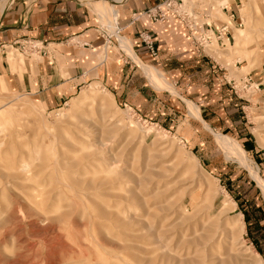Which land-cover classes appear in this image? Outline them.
Segmentation results:
<instances>
[{
	"label": "rangeland",
	"instance_id": "obj_1",
	"mask_svg": "<svg viewBox=\"0 0 264 264\" xmlns=\"http://www.w3.org/2000/svg\"><path fill=\"white\" fill-rule=\"evenodd\" d=\"M13 1L0 2V20ZM78 1L158 99L137 112L93 81L47 107L0 79V264H264V0H181L195 35L230 27L228 41L210 36L202 63L184 70L188 85L207 84L211 66L225 77L208 92L182 87L175 64L152 67L166 82L157 85L95 0ZM120 1L98 3L116 11ZM172 39L170 49L185 48ZM31 46L3 48L12 74L36 59ZM199 104L211 111L204 122Z\"/></svg>",
	"mask_w": 264,
	"mask_h": 264
},
{
	"label": "crops",
	"instance_id": "obj_2",
	"mask_svg": "<svg viewBox=\"0 0 264 264\" xmlns=\"http://www.w3.org/2000/svg\"><path fill=\"white\" fill-rule=\"evenodd\" d=\"M162 1L123 0L114 5L116 11L112 7H107L106 11L102 10V21L105 20L109 24L108 28L113 29L110 34L114 36L122 34L128 37L133 52L130 53L135 59L131 58L146 69L144 71L148 76H151L148 68L155 67L163 70L168 65L175 64V71L179 74L182 87L195 88L204 85L207 92L211 90V85L226 87L225 77L222 79L215 76V72L211 71L214 70L213 66L206 72L210 78L207 84H204L203 80V82H196V85H188L184 82L185 78L192 76L184 74L187 64L192 61L198 65L202 63L203 57L194 49L188 48L189 36L185 25L172 13H167L166 19L161 23H151L143 17L134 19L135 15ZM232 6V3L226 2L220 9L226 14L231 26L234 24ZM91 11L88 5H83L78 0H29L27 2L14 0L0 20V79L2 82L5 85H15L17 91H24L35 102L47 107L59 106L81 85L93 81L111 91L118 100L123 102L122 105H130L137 112L140 106L154 105L158 98L154 96L145 78L140 75L142 71L130 59L123 57L111 35L103 33L100 27L94 25L96 20ZM202 14H205L204 10ZM202 14L201 16H204ZM107 18H110L112 22H109ZM192 23L195 24L194 21ZM223 27L229 34L230 27L225 23H220L218 28L209 31L214 33ZM198 31L204 30L198 29ZM141 32L152 34L155 40L156 57H151L140 44L138 35ZM173 37L178 38L185 48L170 49L167 42L173 40ZM117 38L122 40L121 47L127 53L129 48L126 40L122 37ZM111 39L113 42L110 41ZM25 40L38 43L40 48L35 52L36 59L29 57L24 59L20 76H18L16 72L11 73L6 54L2 50L6 46L13 47L16 43ZM72 42L74 43L69 45ZM105 42L107 45L110 43L116 49V53L108 51L103 58L96 55V51L104 47ZM137 59L146 65L149 64V67H143L139 61H136ZM8 61L13 63L11 58H8ZM137 69L141 72L138 73ZM143 76L148 79L146 75L143 74ZM153 80L157 85L166 83L163 77L161 81ZM203 94L192 98V101L195 99L197 102L205 101L207 97ZM207 106L200 104L198 106V115L202 122L204 120L201 118V113L203 112L204 116H209L211 113L209 109L204 110Z\"/></svg>",
	"mask_w": 264,
	"mask_h": 264
},
{
	"label": "built area",
	"instance_id": "obj_3",
	"mask_svg": "<svg viewBox=\"0 0 264 264\" xmlns=\"http://www.w3.org/2000/svg\"><path fill=\"white\" fill-rule=\"evenodd\" d=\"M167 13H172L175 17L180 19V21L185 25L186 31L188 32V36H189V43L196 48L195 51H197L198 49H202L204 46H206L211 39L210 36H212L216 41H221V40L228 41L227 38L228 34L225 31V27L221 28L218 31H215L214 33L209 30H204L198 33L197 35H195L192 19H190V17L181 9V0H163L162 2L154 5L153 7L146 9L145 11L135 15L134 19L143 17L151 23H161L166 19ZM209 33L211 35H209ZM138 39L140 44L147 51V53L153 58L156 57L155 40L152 34L149 32H141L138 35ZM28 43H36V42H33L31 40H25L22 42H18L15 45L22 47L24 45H27ZM36 44L38 48H36V46H31L30 48V49H34L35 52L38 51V49L40 48L39 44L38 43Z\"/></svg>",
	"mask_w": 264,
	"mask_h": 264
},
{
	"label": "bare ground",
	"instance_id": "obj_4",
	"mask_svg": "<svg viewBox=\"0 0 264 264\" xmlns=\"http://www.w3.org/2000/svg\"><path fill=\"white\" fill-rule=\"evenodd\" d=\"M2 0H0V2H1ZM101 1V0H100ZM116 1V0H115ZM7 2V1H6ZM99 2V0H95V2H92V3H89V2H87V3H89L90 5H94V6H96L98 9H101V10H103V11H106L107 10V8L105 7V5H103V4H107L106 2H100V3H98ZM118 3H120V2H118ZM107 13V12H106ZM114 13V12H113ZM115 14V13H114ZM113 17V16H112ZM109 21V20H108ZM104 22H105V20H104ZM109 25V24H108ZM114 28V27H113ZM112 28L110 27V30H111ZM113 30V29H112ZM111 30V31H112ZM130 56L133 58V59H135L134 58V56L130 53ZM136 61H138V60H136ZM140 63V62H139ZM144 67V66H143ZM149 67V66H148ZM146 68V67H145ZM144 70H146V69H144ZM148 72H149V74L152 76V78L154 77L155 79H160V74L157 72V71H155L154 69H152V68H148ZM224 139V138H223ZM222 139V140H223ZM225 143H227V142H225ZM231 145V149L233 148V150L232 151H234L235 152V154L240 158V160L241 161H243V162H246V159L244 158V156H243V153L241 152V150L236 146V145H234L233 143H230ZM229 145V144H228ZM247 164V163H246ZM251 170V169H250ZM256 176V175H255ZM255 178V177H254ZM256 179L257 180H259L258 178H257V176H256ZM257 180H256V182H257ZM261 181L259 180L258 181V186L261 188V191L263 192V194H264V186H263V184H261L260 183ZM257 184V183H256Z\"/></svg>",
	"mask_w": 264,
	"mask_h": 264
}]
</instances>
